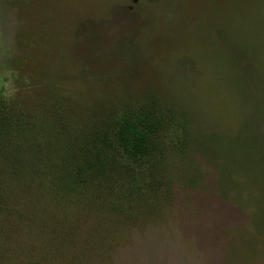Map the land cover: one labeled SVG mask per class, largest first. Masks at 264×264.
Segmentation results:
<instances>
[{
    "label": "rangeland",
    "instance_id": "1",
    "mask_svg": "<svg viewBox=\"0 0 264 264\" xmlns=\"http://www.w3.org/2000/svg\"><path fill=\"white\" fill-rule=\"evenodd\" d=\"M1 103L28 120L0 153V264H264V0H0ZM149 107L167 163L120 159L93 188L121 210L58 239L59 136Z\"/></svg>",
    "mask_w": 264,
    "mask_h": 264
},
{
    "label": "trees",
    "instance_id": "2",
    "mask_svg": "<svg viewBox=\"0 0 264 264\" xmlns=\"http://www.w3.org/2000/svg\"><path fill=\"white\" fill-rule=\"evenodd\" d=\"M24 113L25 109L18 103L14 106L0 104V153L7 154L12 149L14 133L25 129L28 119L21 117ZM160 118L157 111L149 107L104 122V128L89 134L82 131L76 137H67L66 134L59 136L63 143L56 156L58 166L52 167L54 193L47 195L64 215L59 221L62 226L58 239H72L70 222L73 224L74 220L65 218L69 212L90 209L96 204L97 198H103L107 203H116L112 196L98 195L97 192L98 187L108 186L106 184L111 182L120 159L134 164L146 162L153 165V168L167 163V150L160 136L163 124ZM50 172L51 168L48 174ZM94 185L98 187L93 188ZM132 198L143 200L144 197L132 195ZM112 206L114 210H121L117 203Z\"/></svg>",
    "mask_w": 264,
    "mask_h": 264
}]
</instances>
